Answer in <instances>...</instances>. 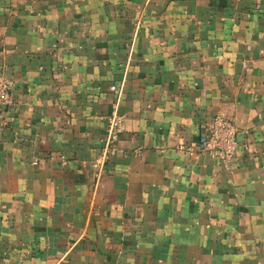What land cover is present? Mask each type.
<instances>
[{"label":"crops","instance_id":"obj_1","mask_svg":"<svg viewBox=\"0 0 264 264\" xmlns=\"http://www.w3.org/2000/svg\"><path fill=\"white\" fill-rule=\"evenodd\" d=\"M0 74V264H264V0H0Z\"/></svg>","mask_w":264,"mask_h":264},{"label":"built area","instance_id":"obj_2","mask_svg":"<svg viewBox=\"0 0 264 264\" xmlns=\"http://www.w3.org/2000/svg\"><path fill=\"white\" fill-rule=\"evenodd\" d=\"M110 89L118 90L114 85H111ZM16 104L17 100L12 92L11 82L0 74V107L14 106ZM124 130L125 116L119 110V100L117 98L112 104L111 112L106 120L101 149L92 162V166L97 170L98 174L103 170L105 163L114 153ZM237 144V128L234 122L225 114L218 113L204 125L203 131L195 144L189 146L181 145L179 147L190 154L203 152L211 159L220 162L224 168H230Z\"/></svg>","mask_w":264,"mask_h":264}]
</instances>
